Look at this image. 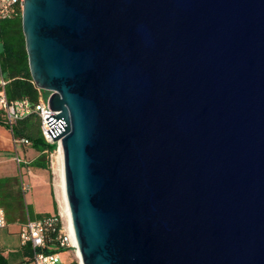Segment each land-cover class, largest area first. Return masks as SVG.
Segmentation results:
<instances>
[{
	"label": "water",
	"instance_id": "water-1",
	"mask_svg": "<svg viewBox=\"0 0 264 264\" xmlns=\"http://www.w3.org/2000/svg\"><path fill=\"white\" fill-rule=\"evenodd\" d=\"M79 264H264V0H24Z\"/></svg>",
	"mask_w": 264,
	"mask_h": 264
},
{
	"label": "trees",
	"instance_id": "trees-1",
	"mask_svg": "<svg viewBox=\"0 0 264 264\" xmlns=\"http://www.w3.org/2000/svg\"><path fill=\"white\" fill-rule=\"evenodd\" d=\"M0 76L5 82L4 93L9 102L27 100L34 108L39 102L40 94L45 92L35 86L29 72L20 10L12 18L0 21ZM0 127L10 132L15 143L29 146L38 152V156L26 164L28 167L49 170V155L56 148V144H49L44 140L41 121L35 112L9 124L4 113L0 111ZM22 186V180L16 176L0 177V208L5 214V227H23L28 221H42L47 224L43 251L61 254L68 250V244L61 243L62 223L54 199L52 212H35L33 206L26 202ZM22 249L31 247L26 244ZM0 264H9L1 250Z\"/></svg>",
	"mask_w": 264,
	"mask_h": 264
},
{
	"label": "rangeland",
	"instance_id": "rangeland-1",
	"mask_svg": "<svg viewBox=\"0 0 264 264\" xmlns=\"http://www.w3.org/2000/svg\"><path fill=\"white\" fill-rule=\"evenodd\" d=\"M49 94V92H44L46 96ZM3 132H5V134H3ZM37 156L38 152L29 146L15 143L10 132H6L5 130H2V132L0 131V177L16 176L21 179L26 189V192H24L26 202L30 201L32 198L35 199V203H33L39 210H49L52 212V200L54 199L62 223V229L67 234L64 220L61 216V196L58 187L59 164L56 163V155L52 154L49 156V170L36 169L26 165ZM16 158L20 160V163L17 162ZM29 173H31V175H29ZM19 229L20 226L18 225H8L0 229V243L3 244V251L11 250L12 252L14 249H21L18 240ZM68 246L69 249L60 254L61 264H79V258L76 256V249L72 247L69 239ZM8 257L9 264H32L31 261H20L16 259L14 254Z\"/></svg>",
	"mask_w": 264,
	"mask_h": 264
},
{
	"label": "built area",
	"instance_id": "built-area-1",
	"mask_svg": "<svg viewBox=\"0 0 264 264\" xmlns=\"http://www.w3.org/2000/svg\"><path fill=\"white\" fill-rule=\"evenodd\" d=\"M24 0H0V21L4 19H9L15 16L18 11L22 12ZM5 82L0 76V111H2L6 117L9 124H14L18 120L23 119L31 112H35L41 121V133L44 140L49 144H56V148L50 155L58 154L60 149V144L58 142H53L52 138L48 134V130L54 127L56 124L62 121L60 119L52 126H48L46 118L56 112L50 110L48 106V96L43 93L40 94L39 102L34 108L31 107L27 100H17L14 102H9L4 93ZM49 155V156H50ZM17 162L20 163L19 159ZM22 191L26 192L24 186ZM6 224L5 214L0 208V229L4 228ZM47 228V224L42 221H28L20 230L19 237L22 245L29 244L32 249V263L33 264H61V256L58 253H46L43 251L45 238L44 231ZM61 243L68 244V235L62 229Z\"/></svg>",
	"mask_w": 264,
	"mask_h": 264
},
{
	"label": "bare ground",
	"instance_id": "bare-ground-1",
	"mask_svg": "<svg viewBox=\"0 0 264 264\" xmlns=\"http://www.w3.org/2000/svg\"><path fill=\"white\" fill-rule=\"evenodd\" d=\"M56 163L59 164L58 166V177H59V190H60V196H61V216L64 220V226L65 230L68 235V239L70 241V244L74 249H76V243L73 235V230L71 226V221H70V215H69V210L65 198V191H64V181H63V172H62V154H61V148L58 151V154L56 155ZM76 256L78 258V253L76 249Z\"/></svg>",
	"mask_w": 264,
	"mask_h": 264
},
{
	"label": "crops",
	"instance_id": "crops-1",
	"mask_svg": "<svg viewBox=\"0 0 264 264\" xmlns=\"http://www.w3.org/2000/svg\"><path fill=\"white\" fill-rule=\"evenodd\" d=\"M0 128H1V130H0L1 132H2V130L3 131L5 130L7 132L6 129H2V127H0ZM3 134H5V132H3ZM29 175H31V173H29ZM33 202L35 203V199H33V198L30 201H27V203H29V204H31L33 206L35 212H50L49 210H39V209H37V207H35V204ZM21 228H22V226H20L19 232H20ZM18 240H19V247L21 249H14V250H12V252H11V250L3 251L2 250L3 249L2 248L3 244L0 243V250L2 251L3 255L5 257L9 258L8 257L9 255L14 254L16 259H18L20 261H31V263H32V251H31V249H22L23 245L21 244L20 237H18Z\"/></svg>",
	"mask_w": 264,
	"mask_h": 264
}]
</instances>
